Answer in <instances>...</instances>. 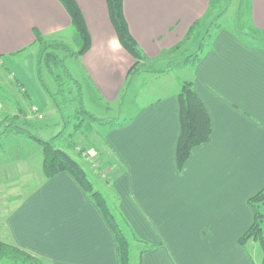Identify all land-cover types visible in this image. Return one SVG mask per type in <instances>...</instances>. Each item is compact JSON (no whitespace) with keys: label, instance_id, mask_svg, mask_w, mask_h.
<instances>
[{"label":"crops","instance_id":"obj_1","mask_svg":"<svg viewBox=\"0 0 264 264\" xmlns=\"http://www.w3.org/2000/svg\"><path fill=\"white\" fill-rule=\"evenodd\" d=\"M76 1L91 37L80 56L85 83L107 109L115 108L132 81L141 86L145 79L159 80L151 90L137 89L136 109L112 111L117 126L101 132V146L110 155L102 169L111 177L116 214L141 240L159 245L143 254L142 264H257L248 249L256 240L245 246L239 240L255 220L249 199L264 188V0H246L247 33L221 31L199 60L184 65L190 55L172 61L183 52L197 53L207 39L212 0H123L130 32L146 58L144 68L130 76L135 60L117 36L107 0ZM34 29L46 37L68 34L79 44L59 0H0V61L33 48L32 83L42 95ZM198 29L200 41L190 50ZM188 67L212 132L179 169V93L188 79L175 78L174 71ZM45 100L43 106L57 113L47 94ZM16 109L14 116H28ZM31 156L24 152L9 172H0V188H8L0 194V239L51 264H120L115 234L96 203L68 172L46 178L42 162L33 172Z\"/></svg>","mask_w":264,"mask_h":264},{"label":"rangeland","instance_id":"obj_2","mask_svg":"<svg viewBox=\"0 0 264 264\" xmlns=\"http://www.w3.org/2000/svg\"><path fill=\"white\" fill-rule=\"evenodd\" d=\"M245 10L246 0H212L208 17L209 24L207 26V31L210 36L207 39L205 38L201 40V42H203V46L205 48L208 47L211 43L210 41L224 30L230 29L231 32L240 35L247 33L250 27L246 22ZM207 31L205 33H207ZM73 33L76 37H79L76 31ZM60 40L69 45L75 52L79 50L80 46L75 43L73 37L70 36L69 38L68 34L65 36L63 35V37H48L47 43L55 46L56 41ZM199 41L200 31L193 37V42L191 44L192 48L188 49L191 50L193 47L197 48V43ZM198 45H200V43H198ZM31 49L33 48L28 49V51L23 55H16L14 57L9 56L10 58L7 57L4 58L3 61H0V129L4 131L5 129L10 128V124L25 128V130L21 133L9 131L5 132V134H0V172H9V167L12 161L18 160L19 156L26 152L32 154V160L29 168L35 172L39 168L40 162H42V176H45L42 145L38 140L30 137L29 134L27 135V131L33 136L35 135L39 138L55 136L54 139L51 140L54 147L66 152L79 163L81 162L79 160L84 159L88 162V165L98 172H96L97 175L104 178L100 180L97 178L96 174L88 171L89 178L93 182L95 189L101 191L110 204V207L114 209L116 198L115 190L112 184H110L111 177L108 176V173L104 169H102L103 164L107 162L110 155H108L107 151H105L101 146L103 136L101 132L103 131V127L108 126L105 125L106 123L108 124L114 120L117 121V115L113 114L112 111H116L117 107H121L122 112H127L131 106H135L134 109H136V104L141 102L140 99H137L136 97L140 91H137V89L141 87L144 90H151L152 87L159 84V80L155 78L145 79L143 82H140L139 85L141 86H138L135 80L132 81L126 86L120 101L114 105L115 108L107 109L105 102H103L99 95L94 93V91H92L85 83L86 72L81 64L80 56L68 55L66 52L60 50L57 51V53L64 58L65 65L67 66L73 80L60 74V83H62V89H60V86L58 87L55 82V84L53 83V79L49 77L48 72H45L46 80L53 92L56 93L55 98H57L58 102L62 106V111H60L61 113L59 111L57 113H53L49 110L50 108L47 109V107L43 106L46 101L45 99L47 93L42 95L37 94L38 96L35 93V87L32 83L34 77L33 70L30 65L31 57L30 60L28 58L29 53H31L29 52ZM34 49H36L37 53L39 50L38 43L35 44ZM50 49H53V47L50 46L49 50ZM194 51L177 54L172 62L178 64L180 62L179 58L184 56L187 57L188 55L195 57L197 53L202 52L200 47L197 53H194ZM186 61L187 63L192 62L188 57L185 61H183V65ZM190 68L191 67L179 68V70H175L174 77L188 79L184 82L190 81ZM35 83L37 84L36 80ZM58 88L60 90H58ZM25 90L31 92V96H27ZM78 93H80L81 98H79ZM80 99L82 107L80 106ZM33 104L37 106L39 112L43 115L42 119L38 118L32 111L31 107L34 106ZM18 106H20L24 112H27L28 116H14V113L12 112H18L16 109ZM41 109H43V111H41ZM131 110L132 108H130V111ZM27 121H30V123L26 124ZM15 136L16 138H14ZM40 148L42 149V158L39 156ZM5 189L6 191L8 190L7 187H5ZM5 189L2 191V188H0V194H2L1 191L4 192ZM10 192L15 194V190ZM262 205L263 209L260 207V211H263L262 222L264 223V204ZM0 212L5 213L1 209ZM0 227H2L1 224ZM128 237L131 247L130 264H140V260L142 262L143 256L142 255L140 257L139 253L141 246L140 243L142 242L136 241L134 236L130 233H128ZM248 249L253 254L256 263L261 264L264 256L261 243L257 240L251 241ZM0 264L16 263L9 259H2L0 260Z\"/></svg>","mask_w":264,"mask_h":264},{"label":"trees","instance_id":"obj_3","mask_svg":"<svg viewBox=\"0 0 264 264\" xmlns=\"http://www.w3.org/2000/svg\"><path fill=\"white\" fill-rule=\"evenodd\" d=\"M59 2L64 6L65 10L69 14L73 29L79 36L77 37L79 43L78 46H80L79 50L75 52L63 41H56L55 46L50 45L47 43L48 37L44 36L38 29H34V33L36 39L35 42L39 44V50L36 53L37 79L43 90L52 100L53 105L60 112L62 111V106L58 102L57 98H55L56 93L53 92L48 81L46 80L45 72H48L49 77L53 79V83L55 82L57 86H60V89H62V83H60V74L68 77L71 80H73V78L67 66L65 65L64 58L61 57L57 51L62 50L68 55L82 56L89 50L91 46V37L83 13L77 1L59 0ZM107 5L111 22L121 44L135 60L133 67L129 71L128 76H130L144 68L146 58L130 32L124 14L123 0H107ZM209 36L210 35L208 33L206 37L208 38ZM50 46L53 47V49L49 50ZM203 47V42H201L200 49L202 50ZM177 48H180V45H178ZM199 57L200 52L197 53L195 57L190 56L189 59L192 62H196L199 60ZM60 89L58 88V90ZM78 94L79 98H81L80 93ZM79 101L80 106L82 107L81 99ZM179 102L181 133L177 143L176 160L178 168L182 169L192 150L195 147L210 140L212 122L210 114L203 100L193 87L192 81H186L183 83L179 93ZM23 111L24 110L21 109V112ZM113 122H109L108 124L106 123L105 125H108L109 127L117 126V121L114 120ZM29 123L30 121L26 122V124ZM24 130L25 128L10 124V128H7L2 132L4 133L12 131L15 133H21ZM28 134L30 137L38 140L42 145L44 153L43 168L45 177L50 178L60 172L70 173L89 195V198H91L96 203L115 234L120 264H130L131 261V247L128 233L133 235L136 241L142 242L140 243L141 246L139 250L140 257L158 246L156 244L147 243V241L141 240L123 214L120 211H118L120 212L118 215L116 214L115 209L110 207V204L101 191L95 189L87 171L77 160L72 158L66 152L54 147L51 140L47 141L40 139L39 137L35 135L33 136L27 131V135ZM249 203L255 212V220L239 241L242 246H245L249 240H257L261 243L264 251V223L262 222L263 211H260V207L263 209L262 204H264V188L252 196L249 199ZM2 259H9L16 264H51V262L45 258L39 257L32 252L18 247L17 245L0 239V260ZM140 264H142L141 260ZM262 264H264V259Z\"/></svg>","mask_w":264,"mask_h":264},{"label":"built area","instance_id":"obj_4","mask_svg":"<svg viewBox=\"0 0 264 264\" xmlns=\"http://www.w3.org/2000/svg\"><path fill=\"white\" fill-rule=\"evenodd\" d=\"M31 109H32V111L35 113V115H36L38 118H40V119L43 118V115L39 112V109H38L36 106H32Z\"/></svg>","mask_w":264,"mask_h":264}]
</instances>
